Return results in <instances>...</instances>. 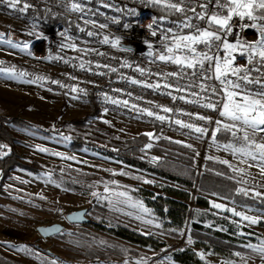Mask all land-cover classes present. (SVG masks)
<instances>
[{
	"label": "rangeland",
	"instance_id": "rangeland-1",
	"mask_svg": "<svg viewBox=\"0 0 264 264\" xmlns=\"http://www.w3.org/2000/svg\"><path fill=\"white\" fill-rule=\"evenodd\" d=\"M259 24L264 25V20H259ZM27 30L24 22L11 17L7 9L0 5V33L3 34L0 37V62H3L0 67L5 69L0 72V107L7 117L25 120L33 126L34 130L12 128V131L24 143L18 145L21 161L37 167L36 172L17 169L3 184L5 194L0 195V256L22 264H91L85 249L68 243L60 237L61 234L44 239L37 232V227L61 223L66 227L62 234L89 243L95 241L97 245L105 243L97 237H113L85 225L70 224L66 219L67 214L81 209L89 210L92 203H96L117 215L105 214L109 221L120 220L166 245L160 250L131 245L132 249L145 256L137 259L112 256L107 261L103 257L98 264H177L172 260L170 251L185 248L193 249L208 264H264L261 253L256 251L255 255L238 254L230 260L205 252L194 246L189 227L178 237L162 232V225L137 195L142 189L160 195L168 187L188 192L191 199L187 203L192 214L207 212L223 219L238 228L244 237L248 232L257 234L260 241L250 242V245L257 247L264 242V212L202 195L195 188H186L134 168L110 153L117 152L119 147L132 139L147 137L148 143L136 150L133 158L148 164V156L155 155L160 165L166 160V155L158 151L161 141L174 142L195 151L194 169L197 176L202 173L207 160L227 161L224 164L232 170L240 191L243 189L242 192L252 199L264 198V171L261 170L264 164L259 157L253 160L224 147L227 144L236 148L244 146V141L240 139L242 132L234 137L231 132L222 130L216 132L209 144H203L175 133H158L152 125L101 109L100 114L90 122V130L68 127V123L83 118L90 106L88 102L67 97L42 85L38 77L54 70L57 59L40 58L34 51L25 49L22 43ZM9 40L11 45L7 43ZM8 69L14 72L9 73ZM222 122L229 123L225 119ZM249 135L257 144L264 143V133ZM78 137L89 141L92 148L72 149L70 143ZM149 144L152 145L150 148L147 147ZM1 176L0 172V186ZM199 196L206 197L210 210L197 207L195 199ZM213 204H220L222 208L216 209L212 207ZM224 209L241 215L236 216L233 211ZM242 216L255 218L259 222L251 224ZM88 217L91 220L95 218L91 213H88ZM191 221L193 218L190 217ZM80 226L85 227L89 234L82 231ZM82 235L91 239H81Z\"/></svg>",
	"mask_w": 264,
	"mask_h": 264
},
{
	"label": "built area",
	"instance_id": "built-area-1",
	"mask_svg": "<svg viewBox=\"0 0 264 264\" xmlns=\"http://www.w3.org/2000/svg\"><path fill=\"white\" fill-rule=\"evenodd\" d=\"M203 2L204 0H184L180 6L188 11L186 14L178 13L181 19L175 23L158 19L152 11L154 6L164 7L165 0L160 3H153L152 0H20L16 8L10 7L6 2L0 5L7 9L11 17L24 22L28 27L23 46L27 44V49L34 51L40 58L57 59L56 68L42 76L41 83L45 88L83 102H88L93 95L98 99L101 110L112 111L119 116L160 128L161 131L209 144L216 134L215 122L225 119L219 115L224 100L219 82L214 79L207 81L218 89L215 95L200 93L194 97L190 93H199V88L194 85L188 87L197 79L191 76V70L186 69L187 75L183 77L165 78V74L179 72V67L158 59L162 50L166 51L165 44L171 41L172 33L179 30L181 34H193L190 29L177 27L187 16H192V23L199 25L201 29L208 27V24L196 19L191 12L193 7L197 12L201 11L200 5ZM25 3L29 7L21 10ZM73 4L79 5L82 11H73ZM207 8L208 12L221 11L227 14V8L219 9L216 0H210ZM44 12L49 13V18L41 15ZM57 19L60 21L55 22ZM149 24L154 25L153 29L148 28ZM230 24L232 30L227 36L221 30L222 39L233 44L238 41L244 43L243 49L237 48L233 53V64L251 68L252 65L247 60V43L260 39L259 20L253 22L247 17L240 19L234 16ZM153 30L156 32L155 36L152 35ZM88 32L93 35H87ZM105 36L109 37L110 42L107 44L103 42ZM165 36H168V41H165ZM117 38L120 39V45L113 47L112 41ZM197 48L203 49V45H198ZM149 51L153 55L149 56ZM213 51L218 56L227 55L222 45L219 50L214 47ZM258 59L257 57L255 62L257 66ZM137 68L144 69V73L136 71ZM252 75L264 82V76H259L256 72H252ZM132 80L139 83L133 84ZM52 81H59V84ZM199 82L201 81H197ZM156 84L161 87H153ZM165 84L170 87H164ZM258 87L254 84L247 86L249 91H256ZM72 88L82 91L73 92ZM177 88L182 90L177 91ZM182 96L185 99H180ZM206 96H211L212 102L217 104L215 111L201 106L207 102L201 97ZM112 100H127L128 104L112 103ZM164 107L172 111L165 113L162 111ZM147 111H152L154 115L148 116ZM157 115H162L165 119L158 120ZM198 116L208 119L199 120ZM176 120L202 127L206 129V134L201 135L192 129L181 127L175 123ZM147 162L153 167L160 163L155 155L148 156Z\"/></svg>",
	"mask_w": 264,
	"mask_h": 264
},
{
	"label": "trees",
	"instance_id": "trees-1",
	"mask_svg": "<svg viewBox=\"0 0 264 264\" xmlns=\"http://www.w3.org/2000/svg\"><path fill=\"white\" fill-rule=\"evenodd\" d=\"M152 11L158 19L167 23H175L181 19L177 12H173L163 6H154ZM41 15L49 18L48 12H44ZM59 21L58 19L55 20V22ZM88 104L90 106L88 113L83 118L72 121L66 126L90 130V122L94 121L101 110L98 99L93 95L89 98ZM12 128L34 130L33 126L25 120L4 115L3 109L0 107V145L7 146L0 149V172L2 175L0 195L5 194L3 184L11 177L14 170L36 172L37 168L35 164L28 165L21 161L18 145L24 143L18 139ZM155 129L158 133L161 131L160 128L155 127ZM147 143V137L132 139L119 147L117 152L110 151V153L134 168L147 171L186 188H195L202 195L214 196L239 206L264 212V198L252 199L240 191L239 184L232 170L226 164L209 159L203 166L202 173L197 176L194 169L196 154L193 149L174 142L161 141V148L158 151L166 155V160L159 166L153 167L133 158L134 152L146 146ZM70 146L72 149L92 148V144L89 141L80 137L73 138ZM137 197L151 209L155 220L162 225V232L168 235L178 237L185 228L189 227L194 246L205 252H210L227 260L236 258L238 254L255 255L249 245L250 242L260 241V237L257 234L248 232V235L244 237L240 235L238 228L223 219L211 216L207 212L192 214L187 203L191 199L188 192L168 187L162 194L156 195L151 191L142 189ZM195 204L204 210H210L206 197L199 196L195 199ZM88 213H91L95 218L90 224L85 226L101 230L112 236V239L98 236L97 238L105 241V243L97 245L95 241L89 243L65 234H61L60 237L78 248L85 249L86 257L89 258L91 264H98L101 261L100 258L103 257L107 261L112 256L129 259L145 256L143 253L132 249L131 245L151 250H160L166 247L165 243L159 239L143 235L120 220L109 221V219L104 217L105 214L115 217L117 215L112 214L96 203H92ZM190 217L193 218L191 222H189ZM84 228L80 226L82 231L89 234ZM80 237L81 239H91L87 235ZM170 256L177 264H208L201 260L191 248L170 251ZM0 264L22 263L9 257L0 256Z\"/></svg>",
	"mask_w": 264,
	"mask_h": 264
},
{
	"label": "snow or ice",
	"instance_id": "snow-or-ice-1",
	"mask_svg": "<svg viewBox=\"0 0 264 264\" xmlns=\"http://www.w3.org/2000/svg\"><path fill=\"white\" fill-rule=\"evenodd\" d=\"M8 3L12 8H16L20 3V0H0V3ZM153 3H160L161 0H152ZM184 3V0H177V2H172V0H165L164 7L171 9L173 12L177 13H187V9L181 7L180 5ZM210 3V0H204L200 5L201 11L197 12L195 7L191 9L193 16L196 19L204 21L208 24L207 28L201 29L199 25H194L192 23V16H187V18L178 25V29L187 28L193 31V34H181L178 30L172 33V39L165 44L166 51L162 50V54L158 55V59L162 62L171 63L179 67V72L177 73H168L167 76H177L183 77L187 75L186 69L191 70V76L196 77V80H193L188 87L193 85L199 88V93H190L194 97L199 96L200 93H211L215 95L218 89L214 86H211L207 83L209 80H216L219 82L221 89L223 91L224 100L221 104L222 110L219 112L221 117H224L229 123H223L222 121L217 120L215 123L217 127L215 128L216 132L229 131L231 134L236 137L238 132H242L243 135L240 137L244 141V146L236 148L232 144L225 145V149H231L234 153H240L242 155L248 156L251 159H257L259 157L262 164H264V143L257 144L255 140L251 139L249 133L254 136L256 133H264V82L259 79L258 76H253L252 72H256L259 76H264V25H259L260 39L253 43H247V60L248 64L252 65L251 68H242L239 65L233 64V53L237 48H244L243 42H237L235 44L229 43L227 40H223L221 36V30H223V35L227 36L231 30L232 25L230 21L234 16L244 19L247 17L249 20L255 22L257 20H264V0H216L217 7L219 9L227 8V14L217 11V12H208L207 5ZM29 7L27 3L23 5L21 10H26ZM73 11H82L79 5H72ZM156 22L154 21V24ZM154 25L150 24L149 29H153ZM63 35V34H62ZM87 35H93L92 32H88ZM152 35L155 36V30L152 31ZM3 34L0 33V37ZM165 41H168V36L164 37ZM104 43H109V37H104ZM11 45V41H7ZM120 45V39L117 38L112 41V46L116 47ZM198 45H203V49H198ZM223 47L224 52L227 53L226 56H218L213 48L219 50L220 47ZM74 47V45H70ZM24 48L27 49L28 45L25 44ZM151 48V45H149ZM253 53L256 55L254 56ZM149 56L153 55L149 51ZM258 59V64L255 63ZM3 62H0L2 64ZM207 63V67H206ZM131 67V65H126ZM83 67V64H81ZM5 71L0 67V72ZM9 73H13V69L7 70ZM115 71V69H112ZM136 71L141 74L144 73V69L137 68ZM21 75H27L26 73H21ZM191 78V77H190ZM38 79H43L38 77ZM197 81H201L197 83ZM52 83L59 84V81H52ZM131 83H139L137 80H132ZM249 84L258 85L256 91H249L247 86ZM63 86V85H61ZM148 86V85H145ZM153 87L160 88V84H156ZM164 87H170V85L165 84ZM177 91L182 90L177 88ZM73 92L82 91L76 88H72ZM106 99H110L107 98ZM176 99V97H173ZM180 99H185V97H180ZM201 99H206L207 102L202 103L201 106L207 109L215 111L217 109V104L212 102L211 96L201 97ZM112 103H123L128 104V101H117L112 100ZM194 102V101H188ZM135 107V105H133ZM162 111L165 113L171 112L172 109L164 107ZM148 116H153L152 111H147ZM156 119L164 120L165 117L162 115H157ZM199 120H207L205 116H198ZM211 122V121H209ZM176 124L184 128L192 129L194 132L201 135L206 134V129L198 126H194L190 123H183L180 120L175 121ZM145 135L152 136L151 133H146ZM149 144L147 147H151ZM6 145H0V149L6 148ZM190 147V145H189ZM255 149V152L253 151ZM41 151H44L41 149ZM6 154V153H2ZM227 163V161H223ZM230 166V165H229ZM264 171V167L261 168ZM147 182V181H145ZM241 191H244L241 189ZM123 195V193H120ZM257 196L260 193H256ZM212 207L216 209H221L222 205L213 204ZM225 211H233L231 209H224ZM145 211H147L145 209ZM236 216H240V213L234 212ZM243 220L248 221L251 224H256L259 221L255 218L242 216ZM58 231V229H57ZM191 242V241H189ZM253 251L259 252L264 258V242L262 245L257 247L249 245Z\"/></svg>",
	"mask_w": 264,
	"mask_h": 264
},
{
	"label": "water",
	"instance_id": "water-1",
	"mask_svg": "<svg viewBox=\"0 0 264 264\" xmlns=\"http://www.w3.org/2000/svg\"><path fill=\"white\" fill-rule=\"evenodd\" d=\"M68 223L73 225H88L92 220L88 217V210L81 209L74 211L66 215ZM58 229V231H57ZM66 227L61 223H53L47 226L37 227V232L39 235L44 238H52L62 234L65 231Z\"/></svg>",
	"mask_w": 264,
	"mask_h": 264
},
{
	"label": "crops",
	"instance_id": "crops-1",
	"mask_svg": "<svg viewBox=\"0 0 264 264\" xmlns=\"http://www.w3.org/2000/svg\"><path fill=\"white\" fill-rule=\"evenodd\" d=\"M15 171H16V170H14L13 172H15ZM13 172H12V173H13Z\"/></svg>",
	"mask_w": 264,
	"mask_h": 264
},
{
	"label": "clouds",
	"instance_id": "clouds-1",
	"mask_svg": "<svg viewBox=\"0 0 264 264\" xmlns=\"http://www.w3.org/2000/svg\"><path fill=\"white\" fill-rule=\"evenodd\" d=\"M150 26V24L148 25V27Z\"/></svg>",
	"mask_w": 264,
	"mask_h": 264
}]
</instances>
